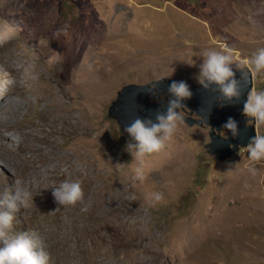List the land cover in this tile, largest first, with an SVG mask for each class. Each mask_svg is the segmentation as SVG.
I'll return each mask as SVG.
<instances>
[{
	"label": "rangeland",
	"instance_id": "rangeland-1",
	"mask_svg": "<svg viewBox=\"0 0 264 264\" xmlns=\"http://www.w3.org/2000/svg\"><path fill=\"white\" fill-rule=\"evenodd\" d=\"M225 47L231 67L251 70L249 57L264 48V0H0V124H15L1 126L11 137L4 143L26 146L61 115L51 107L74 109L71 119L85 125L79 151H92V193L102 191L107 204L88 242L104 247L97 264H264V160L249 161L244 149L218 162L205 150L209 129L182 122L145 157L140 182L128 140L106 119L124 86L164 77L198 85L202 53ZM253 76V91L264 89V73ZM11 100L22 115L8 114ZM65 126L56 122L62 142L73 135L60 133ZM8 160L0 149V180L19 184ZM154 191L162 199L150 204ZM26 221L14 214L11 232Z\"/></svg>",
	"mask_w": 264,
	"mask_h": 264
},
{
	"label": "bare ground",
	"instance_id": "bare-ground-1",
	"mask_svg": "<svg viewBox=\"0 0 264 264\" xmlns=\"http://www.w3.org/2000/svg\"><path fill=\"white\" fill-rule=\"evenodd\" d=\"M0 94H3L2 90ZM20 106L21 104L11 100L8 114L12 112L15 115H22ZM55 110L60 111L61 115L45 124V134L41 137L32 134L33 139L30 142L26 141L27 145L23 147L21 143L15 147L4 143V140L11 137L4 133L1 126L14 128L15 124L11 119L7 118L0 124V149L10 155V160L5 161L3 166L13 169L16 178L20 180L19 184H12V179L6 176L5 182L0 180V192L13 186H23L31 192L32 201L30 200L26 207H20L15 213L17 217L24 214L27 221L17 222L14 231L38 230L55 264H97V258L105 253L104 247L90 249L88 242L98 218L107 212L105 196L102 191L92 193L90 169L86 167L89 166L87 158L91 156L92 151H79L78 144L81 141L77 140L80 135L78 131H84L85 125L71 119L70 115L74 114V109L65 106V103L59 107H51L49 111ZM24 115L26 116V113ZM58 121L66 123L65 127H61L60 133L73 134L66 142L54 136ZM32 126L35 127V124ZM19 129L22 132L23 128ZM12 141L11 139L10 142ZM83 167L86 168L82 169ZM96 171L100 180L104 182L108 175L103 163L97 164ZM76 179H79L83 192L81 200L72 205H58L54 201L51 188L62 180ZM92 197L96 198L94 211L90 208Z\"/></svg>",
	"mask_w": 264,
	"mask_h": 264
},
{
	"label": "clouds",
	"instance_id": "clouds-1",
	"mask_svg": "<svg viewBox=\"0 0 264 264\" xmlns=\"http://www.w3.org/2000/svg\"><path fill=\"white\" fill-rule=\"evenodd\" d=\"M234 51L229 47L223 50L207 49L202 53L197 82L204 88L215 86L227 101L239 98V82L234 78L232 65ZM253 73H264V48L257 49L248 59ZM247 81L248 72L242 73ZM171 98L164 112H158L155 120L134 119L124 131L130 137L124 150L135 161L134 178L140 182L147 175L144 160L147 155L164 149L179 123L184 122L182 101L191 96L190 89L184 81H173L168 87ZM243 113L251 117L256 125H264V89L249 91L243 103ZM233 136L237 134V125L229 118L223 125ZM247 158L251 162L264 160V134H255L246 146ZM131 161V162H132ZM255 173V168L250 167ZM54 201L58 205H72L81 200L83 192L79 179L62 180L51 188ZM162 199L160 192L148 195L150 204ZM32 201L31 192L23 186H13L0 192V264H51V256L46 248L42 234L35 229L12 233L14 214L20 207H26Z\"/></svg>",
	"mask_w": 264,
	"mask_h": 264
},
{
	"label": "water",
	"instance_id": "water-1",
	"mask_svg": "<svg viewBox=\"0 0 264 264\" xmlns=\"http://www.w3.org/2000/svg\"><path fill=\"white\" fill-rule=\"evenodd\" d=\"M234 78L239 82L240 96L231 101L225 100L216 89L210 86L204 88L200 84L192 85L185 82L191 96L182 101L184 123L192 128L209 129L210 141L205 145L206 153L218 162H224L246 149L250 139L258 134L256 124L251 117L243 113V103L249 91L254 89V76L250 68H233ZM248 72L249 78L245 81L242 73ZM174 78H161L147 84H129L124 86L115 100L111 102L106 111V119L115 123L118 135L129 141L130 137L124 131L134 119L155 120L158 112H164L168 100L171 98L168 87ZM165 96L161 102L152 104V98ZM231 118L236 122L237 134L223 128L226 121ZM226 132V136L222 133Z\"/></svg>",
	"mask_w": 264,
	"mask_h": 264
},
{
	"label": "flooded vegetation",
	"instance_id": "flooded-vegetation-1",
	"mask_svg": "<svg viewBox=\"0 0 264 264\" xmlns=\"http://www.w3.org/2000/svg\"><path fill=\"white\" fill-rule=\"evenodd\" d=\"M164 97H165V96L163 95V96H159V97H157V98H152V95H150V98H152L151 103H152V104H156V103H158V102H161V101L163 100ZM225 135H226V132H225Z\"/></svg>",
	"mask_w": 264,
	"mask_h": 264
}]
</instances>
